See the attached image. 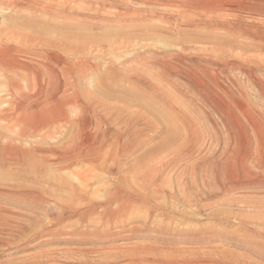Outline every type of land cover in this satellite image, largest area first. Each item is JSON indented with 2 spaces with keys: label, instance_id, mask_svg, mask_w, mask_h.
Here are the masks:
<instances>
[{
  "label": "rangeland",
  "instance_id": "1",
  "mask_svg": "<svg viewBox=\"0 0 264 264\" xmlns=\"http://www.w3.org/2000/svg\"><path fill=\"white\" fill-rule=\"evenodd\" d=\"M86 108L96 156L29 151L68 148ZM10 142L0 264H264V0H0Z\"/></svg>",
  "mask_w": 264,
  "mask_h": 264
},
{
  "label": "bare ground",
  "instance_id": "2",
  "mask_svg": "<svg viewBox=\"0 0 264 264\" xmlns=\"http://www.w3.org/2000/svg\"><path fill=\"white\" fill-rule=\"evenodd\" d=\"M112 31V30H111ZM69 48V47H68ZM64 49V48H63ZM75 60V59H74ZM79 60V59H78ZM72 62V61H71ZM70 62V63H71ZM78 62V61H77ZM87 62V61H86ZM67 63V62H66ZM85 63V62H84ZM74 64L75 63H73L72 65H73V67H74V69H75V67L77 68V70H81V68H82V66L80 65V64H82V63H80V64H78V65H76V66H74ZM87 65H89V64H87ZM64 66V65H63ZM62 66V67H63ZM68 66V65H67ZM70 66V65H69ZM65 67V66H64ZM72 67V66H71ZM81 67V68H80ZM88 67H90L91 68V66H88ZM79 68V69H78ZM69 69H72V68H70L69 67ZM93 69V68H92ZM73 70V69H72ZM72 72H74V70L72 71ZM78 73H80V72H78ZM82 73V72H81ZM80 73V74H81ZM71 74V73H70ZM74 75V74H73ZM83 75V74H82ZM95 105H97V104H95ZM98 106V105H97ZM102 106V105H101ZM92 110H88L87 108L86 109H83V114H89L90 116L89 117H86V118H84V120L83 119H81V118H77V116H75L76 118H77V120H76V122H74L77 126L79 125H81V127L83 128V133L81 132L80 133V131H78V133H76L74 136H75V138H74V140L73 141H71V139H70V141L72 142V144L70 145L69 144V142L67 143V144H69L68 145V148H65L64 147V145H63V148H65V149H62V148H56L55 147V149H52L53 148V146H50V147H48L47 145H45L43 142H44V139L47 137V135H46V132H49V133H52L51 132V125L53 124H56L57 122H55L56 120L57 121H62L63 119H65V115L64 114H61V115H59L58 117H53L52 119H50V118H46V119H44L45 120V122L44 121H42V120H39L38 122L36 121V122H33L32 123V125L30 126V127H28L27 128V133H29L30 134V136L31 137H37L38 136V141L40 142V141H42V145H45V146H42V145H40V144H38V145H36V144H33V146H32V149H30L29 151L30 152H32V154L34 155H38L40 158H42V159H44L45 161H50V163H52L53 161H55L54 163H56V164H58V165H64V164H68V163H71L72 161H74V160H77V158H78V160H79V158H81V157H84V158H89L90 156H96L97 154H96V149H95V147H96V144L94 145V143L92 142V133H93V131H94V129H95V127L98 125V123H99V119H97V117H96V115H95V112H93ZM79 117V116H78ZM74 121V120H73ZM70 122H71V120H70ZM73 123V122H72ZM74 124V125H75ZM82 124H83V126H82ZM100 124V123H99ZM172 124V123H171ZM176 125V124H175ZM56 127V126H55ZM169 127V126H168ZM49 128H50V130H49ZM78 128V127H77ZM77 128H75V129H77ZM84 128H87L86 129V131H85V129ZM97 128H98V126H97ZM52 129H54V128H52ZM44 130L46 131V132H44ZM49 130V131H48ZM31 131V132H30ZM75 131V130H74ZM174 133V132H173ZM28 134V135H29ZM170 136V135H169ZM19 138H21V137H19ZM10 139V138H9ZM16 139H18V138H16ZM15 139V140H16ZM8 141H10V140H8ZM12 141V140H11ZM18 141H19V139H18ZM38 142V143H39ZM70 142V143H71ZM104 142V141H103ZM13 143H14V141H13ZM31 143V142H30ZM29 143V144H30ZM33 143H35V142H33ZM102 143V142H101ZM66 144V143H65ZM103 144V143H102ZM102 144H100L99 146L101 147V145ZM105 144V143H104ZM31 145V144H30ZM61 146V145H60ZM67 146V145H66ZM108 146V145H107ZM52 147V148H51ZM99 147V148H100ZM98 148V149H99ZM2 149V148H1ZM103 149V148H102ZM114 150H116L115 148H114ZM2 153H4L5 155H10V157H9V161H17V162H19V161H21V163H23L22 162V160H18V158H19V156H20V154L21 153H23V152H21L22 150L19 148V147H15V145L14 144H12L11 142L8 144V147H5V148H3L2 150H0ZM26 151V150H25ZM24 151V153L25 154H28V153H26ZM98 151V150H97ZM0 152V153H1ZM107 152V151H106ZM114 152V151H113ZM112 152V153H113ZM23 153V154H24ZM22 154V155H23ZM31 154V153H30ZM99 154V153H98ZM113 155V154H112ZM111 155V156H112ZM115 155V154H114ZM30 157H31V155H29ZM4 157V156H3ZM22 157V156H21ZM102 157V156H101ZM29 158V157H28ZM100 158V157H99ZM23 159H24V157H23ZM77 160V161H78ZM48 161V162H49ZM52 161V162H51ZM47 163V162H46ZM41 164V163H40ZM72 164V163H71ZM74 164V163H73ZM72 164V165H73ZM47 165H49V166H51L50 164H47ZM70 165V164H69ZM68 165V166H69ZM140 169V168H139ZM247 169V168H246ZM136 174V173H135ZM80 175V174H79ZM151 175V174H150ZM237 176V175H236ZM89 178V177H88ZM141 178V177H140ZM231 178V177H230ZM87 178H85V180H86ZM145 179V178H144ZM154 179V178H153ZM83 180V179H82ZM88 180V179H87ZM137 180V179H136ZM141 180H143V179H141ZM147 180V179H146ZM152 180V179H151ZM151 180H150V182H151ZM161 180V179H160ZM163 181V180H162ZM143 182V181H142ZM79 185H80V182L78 181L77 182ZM82 183H83V181H82ZM85 184V183H84ZM151 184V183H150ZM82 185V184H81ZM142 185H143V183H142ZM148 185V184H147ZM143 186H145V183H144V185ZM152 186H153V184H152ZM145 188V187H144ZM153 188V187H152ZM156 188V187H155ZM138 189V188H137ZM128 190V189H127ZM157 190V189H156ZM110 194V193H109ZM171 194V193H170ZM19 196V195H18ZM24 196V195H23ZM23 196H21V197H23ZM156 196V195H155ZM208 196V195H207ZM111 198L110 199H113V200H117V195L113 192L112 194H111V196H110ZM141 197V196H140ZM31 198V197H30ZM37 199V198H36ZM131 199V198H130ZM143 199V198H142ZM38 200V199H37ZM36 200V201H37ZM128 201H130V200H128ZM39 202H40V200H39ZM118 202H120L119 203V205L120 204H123V202L125 203V201H122V200H120V201H118ZM38 203V202H37ZM136 204V203H135ZM152 204V203H151ZM186 204V203H185ZM43 205H44V203H43ZM116 205V204H115ZM157 205V204H156ZM171 205H172V203H171ZM127 206V205H126ZM134 206V205H133ZM153 206V205H152ZM175 206V205H174ZM118 205H117V209H118ZM124 207V206H123ZM255 207V206H254ZM250 208V207H249ZM116 209V210H117ZM139 209V211H140V208H138ZM137 209V210H138ZM239 209V208H238ZM111 210V209H110ZM240 210V209H239ZM239 210H237V211H239ZM245 210V209H244ZM114 211H115V209H114ZM126 211V210H125ZM124 211V212H125ZM157 211V210H156ZM249 211V210H248ZM111 212H113L112 210H111ZM118 212V211H117ZM243 212V211H242ZM106 213V212H105ZM119 213V212H118ZM164 213V212H163ZM115 214H117L116 213V211H115ZM107 215V214H106ZM111 217L113 216L114 217V214L113 215H111V214H109ZM124 215H125V213H124ZM147 215V214H146ZM158 215V214H157ZM174 215V214H173ZM238 215V214H237ZM243 215V214H242ZM118 216V215H117ZM137 216V215H136ZM148 216V215H147ZM239 216V215H238ZM237 216V217H238ZM245 216V215H244ZM111 217H109L110 219H111ZM126 217V216H125ZM131 217V216H130ZM181 217V216H180ZM229 217V216H228ZM243 217V216H242ZM164 218V217H163ZM241 218V217H240ZM244 218V217H243ZM118 219V218H117ZM146 219V218H145ZM148 219V218H147ZM112 220H114V218H112ZM145 221H147V220H145ZM237 221V220H236ZM243 222V221H242ZM149 223V222H148ZM260 224V223H259ZM262 224V223H261ZM152 225V224H151ZM156 227V226H155ZM219 229V228H218ZM46 230V229H45ZM164 232H166V231H164ZM172 232V231H171ZM93 236V235H92ZM128 236H130V235H126V237H128ZM113 237V236H112ZM93 238V237H92ZM143 257V256H142ZM140 260V259H139ZM143 261V260H142ZM137 263V262H136ZM139 263H141V262H139ZM175 263V262H174ZM185 263V262H184ZM187 264V263H186Z\"/></svg>",
  "mask_w": 264,
  "mask_h": 264
}]
</instances>
